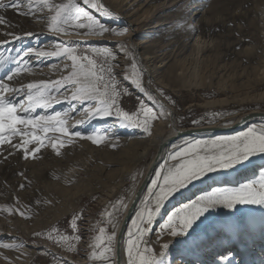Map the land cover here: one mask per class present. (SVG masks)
<instances>
[{
  "label": "rangeland",
  "instance_id": "rangeland-1",
  "mask_svg": "<svg viewBox=\"0 0 264 264\" xmlns=\"http://www.w3.org/2000/svg\"><path fill=\"white\" fill-rule=\"evenodd\" d=\"M150 1L92 0L103 6L107 5L124 17L113 18L102 15L84 4L83 0H76L109 29L117 27V30H120L127 27V32L124 35H117L112 31L101 35H85V29L77 30L73 26H66L65 32L53 34L61 42H70L73 46L79 44L78 52L91 54L92 47L106 46L119 56H115L111 63L115 80L118 81L117 87L127 89L119 99L124 110L135 111L140 103L154 108L146 98V94L152 93L148 87L150 84L174 109L176 123L182 129L227 125L251 111L264 112V0ZM0 2L9 4L10 0ZM35 2L36 0H33L34 10L37 11ZM67 2L68 0H50L53 4ZM161 5L170 7L162 17L168 15L171 24L168 25L167 33L151 35L148 38L151 40V48L140 51L152 58L151 65L155 66L153 71H156L155 74L149 75L143 70L142 84L145 91L140 92L130 78L131 65L137 60L126 44L130 36L129 25L136 23L143 12L151 15L157 6ZM44 10L50 16L54 14L48 9ZM27 11V0L19 9H0V18H3V22H0V60L3 61L0 64V76H4L9 68L14 67L13 60L20 58L21 53H18L17 49L35 45L36 48L42 47L52 38L47 36L40 42L22 43L17 46L10 43L23 29L34 30L36 23L49 21V17L23 15ZM132 11H136V14H131ZM63 37L93 38L96 42L67 39L62 41ZM198 37L200 42L196 46L195 40ZM118 45L124 47L120 48ZM151 52L155 54L150 55ZM9 57L12 60H7ZM123 58L124 64L121 63ZM70 63L60 58L50 61L46 65L50 67L52 74H43L45 77L39 74L34 83L61 79L71 71L70 67L64 66ZM46 65H41L40 69ZM23 70L24 66L21 64L20 72ZM54 77L56 78L52 79ZM60 99L63 101L62 97ZM83 108L84 106L77 105L76 110H72L66 102H61L49 109L48 113L66 110L68 118L65 126L70 132L78 130L90 133L94 128L107 129L111 136L100 145L84 138L48 133V137L52 138L51 142H64L65 146L59 148V154L51 147V142L46 141L47 146L36 153L35 158L29 156L28 159L23 158L22 153L11 145H0V225L10 235L5 238L1 236L0 244L15 238L20 241L18 247L12 249L15 250L12 254L0 256V264H80L84 260L97 261L94 264H106L104 259H92L93 252L99 254L103 251V246L95 247L96 237L101 235V228L104 229L105 238L112 233L113 228L108 222L107 213L114 211L113 205L118 200H124L128 207L116 217V251L118 232L129 204L146 178L151 162L158 152L156 142L159 137H155L153 132L159 119L152 122L151 135L138 128L116 131L117 127L112 124L117 121L111 117L92 120L85 126L71 128L70 121L87 119ZM41 111L37 109L38 113ZM193 121L199 123L194 124ZM250 126L264 127V119L250 120L240 131H246ZM166 134L167 127L163 129L160 139ZM218 137L224 136L219 134L207 139L187 137L175 141L165 149L155 171L176 147L186 141H211ZM19 139L13 138L12 142L17 143ZM113 144L116 147H113ZM29 147L31 150L35 145ZM144 150L147 152L145 156L142 155ZM169 163L176 164L179 161ZM262 165L264 158L253 157L250 163L235 170L210 173L202 182L197 181L182 190L181 194L171 197L156 217L152 232L146 237L148 246L159 255L162 249L157 242V233L177 203L188 198L194 199L202 190L207 191L208 186L219 178L227 179L231 174L243 177L248 171L251 172ZM21 185L24 187L21 188ZM149 186L150 182L123 235L125 264L127 231L136 212L145 207L144 201ZM21 212L24 215H21ZM226 213L227 210L223 209L212 213L197 229L196 240L188 245L176 243L175 238L163 236V242L170 244L168 264H172L173 260L176 264L178 261L220 264L219 257L229 250L237 252L236 259L242 257L244 264H264V209L244 206L236 215ZM75 215H79V219L77 229L73 232L70 221ZM50 235L55 239L49 238ZM76 235L81 239L76 240ZM63 236L68 239L62 240ZM40 243L48 248L35 249L37 253L34 257L24 263V252H21L20 248ZM0 249L11 250L5 246H0Z\"/></svg>",
  "mask_w": 264,
  "mask_h": 264
},
{
  "label": "snow or ice",
  "instance_id": "snow-or-ice-1",
  "mask_svg": "<svg viewBox=\"0 0 264 264\" xmlns=\"http://www.w3.org/2000/svg\"><path fill=\"white\" fill-rule=\"evenodd\" d=\"M83 2L102 15L115 18V14L101 3L92 0H83ZM23 3L25 0H10L9 4L0 2V9L7 7L19 9ZM27 6L29 11L24 12L23 15H34L33 0H27ZM35 8L41 12L44 9L54 12L49 18L48 28L55 34L65 32L66 26H73L77 30L85 29V35H101L108 31L124 35L127 32V27L120 30L109 29L90 11L81 7L76 0L58 4L50 3V0H36ZM0 22H3V18H0ZM26 36L39 41L38 34L27 33ZM21 39L23 37H15V42ZM53 43L58 50L44 51L43 48L34 47L17 49L18 53H21L20 58L13 60L14 67L9 68L4 76H0V145L9 144L13 149L20 151L23 158L28 159L29 156L35 158V154L47 146L46 141L51 142L52 138L48 137V133H57L62 137L84 138L97 145L110 138L111 134L107 129L94 128L90 133H82L78 130L70 132L65 126L68 117L66 110L48 113L49 109L61 102H66L72 110H76L77 105L84 106L83 111L87 113V119L79 121L81 125L90 123L94 119L111 117L122 127L138 128L148 135H151L153 121L169 115L163 104H160L158 109H154L140 103L132 112L120 106L121 94L127 92V89L117 87L118 81L115 80L111 63L115 60L116 54L109 47L94 46L91 48V54H86L83 51L78 52L79 44L73 46L70 42H61L59 39H54ZM118 47L123 48L124 45ZM33 54L41 59L56 57L70 61V65L64 66L70 67L71 71L59 80L30 82L20 88L12 87L6 81H11L21 71V64L31 67L30 59L25 57L30 58ZM2 63L3 61L0 60V64ZM143 75V69L134 60L130 78L140 92L145 91L142 84ZM148 98L155 103V97L151 94ZM38 108L42 110L39 113ZM17 137L20 138L19 142L13 143V138ZM30 145L35 147L30 150ZM64 146L62 140L51 142V147L57 150V154L59 148ZM112 146L116 147L115 144ZM253 157L264 158V127L250 126L246 131L234 136L219 137L211 141L189 140L176 147L155 171L147 189L145 207L139 209L131 220L125 247L126 264H168L170 244L163 242V236L175 238L176 243L188 245L189 242L196 240V232L200 225L218 210H227V215H236L244 206L264 209V166H261L257 178L235 186L225 183L224 186L204 192L171 211L160 225V232L157 233V242L162 249L159 255L148 246L146 240L152 232L156 217L160 215L161 209L171 197L181 194L182 190L197 181L202 182L210 173L235 170L250 163ZM170 161H179V163L171 164ZM23 187L21 185V188ZM127 207L126 201L118 200L113 205L114 211L107 213L113 231L105 238L104 229H100L101 235L96 237L95 247L103 246V251L99 254L93 252L92 259H104L106 264H119L114 244L116 217ZM20 214L24 215L23 212ZM78 219L79 215H75L70 221L73 232L77 229ZM49 238L55 239L51 235ZM74 238L81 239L78 235ZM61 239L67 240L68 237L63 236ZM5 247L12 246L5 245ZM237 255L238 253L232 250L225 252L219 257L220 264H244L242 257L236 259ZM172 264H176V261L173 260ZM181 264H192V262L181 261Z\"/></svg>",
  "mask_w": 264,
  "mask_h": 264
},
{
  "label": "bare ground",
  "instance_id": "bare-ground-1",
  "mask_svg": "<svg viewBox=\"0 0 264 264\" xmlns=\"http://www.w3.org/2000/svg\"><path fill=\"white\" fill-rule=\"evenodd\" d=\"M98 1L100 2L102 0H98ZM135 1L139 2V0H135ZM104 6L107 7L109 9V11L113 12L115 14L116 18H118V17L124 18L116 10L113 11L112 8H109L105 4H104ZM169 9H170V7H168L166 5L157 6V8L153 12V14L147 15L149 13H147L145 11V12H143L142 15L139 16V18L136 20V23H134V24L130 23V25H129L130 36H129V39L126 42V44H127L128 48L131 49V52L133 53V56L135 57V59L139 63V66L143 70H145L146 74H149V75L155 74L156 71H153L155 69V66L151 65L152 64V62H151L152 58L151 59L148 58L145 55L146 54L145 52L141 53L140 51L142 49L151 48V44H150L151 40H148V38L151 35H158V34L162 35L164 33H167L168 25L171 24V19L168 18V15H166L167 17H162V16ZM131 14H136V11H132ZM36 16H38V18H41V17H49L50 18V15L48 14V12L46 10H43V12H41L38 9L37 11H35V17ZM48 24H49V21H44V22H40L38 24L36 23V27L34 28V30L27 29L28 31H26V28H25V30L23 29V31L21 33L15 35V37H23V39H21L19 42H15V39H11V40L8 39V40H10V43H13L14 45L17 46V45H20L22 43L29 44V43L34 42V41L35 42H40L43 37L51 36L52 38L49 39L46 42L47 44L44 43V45L42 47L38 46L37 49L43 48L44 51H56L58 49L56 48L55 44L52 41V40L56 39L55 38L56 36L53 33L48 32V31H50L49 28H48ZM116 29H117V27H116ZM27 33L38 34L39 35V41H37L35 39L27 38V36H26ZM66 39L67 40H71V41H76V42H80V41L96 42L95 41L96 39H93V38H87V39L86 38H83V39L81 38V39H79V38H76V37H70V38H64L63 37L62 41L66 40ZM114 41H117V40H114ZM199 42H200V38L198 37L195 40V45L196 46L199 45ZM51 45H53V46L49 47ZM35 46H31V47L36 48ZM153 53L154 52H151L150 55L153 54ZM116 57L118 58L119 56H116ZM25 59H30L31 67H25L23 65L24 66V70L22 72L17 73L13 77V80H11V82L9 84L10 85L12 84L11 86L14 87V88H20L21 86H26L30 82H35V78H39V77H37V75H39V74H41L42 76L51 75L52 72L49 71L50 67H48L46 64L49 63L52 60H56L57 58L53 57V58H48V59H41V58H37L33 54V55H31L30 58L25 57ZM7 60H12V58L9 57V58H7ZM124 62H125V58L122 59L121 63L124 64ZM43 64H45L46 66H44V67H42V69H40L41 65H43ZM120 71H123V70L120 69ZM55 78L56 77H54L52 79H55ZM14 82H16V83H14ZM148 87H149L150 92H152L151 96L154 95L153 97H155V103L152 100H149V98H148L149 94H146L147 101L152 103L154 105L155 109H158L160 104H163L165 109L167 110V113H169V115L161 116L159 118L157 124H156V127L154 128L153 135L155 137H159V140L156 142L157 143L158 152H157L154 160L151 162V165H150V168H149V171H148L147 174L151 173V170H152L154 164H156V165L159 164V162L163 158L166 146L169 144V142L172 139H175L177 137V135H179V133L182 134V133H185V132H188V131H195V132H200V133L211 134L214 131L222 130V129H225V130L227 129V130L231 131V130H235L236 128H238L239 130H242L244 128V126L246 125L245 122H247L248 118L253 117V116H259V115L264 116V112L251 111L250 113H246V114L242 115L241 117H239L238 119H236L235 121H232V123L227 124V125H208V126L195 127V128H190V129H182L176 123V120H175V115L176 114H175L174 109H172L168 105V103L163 99V97L161 96V94L159 92H156L153 89L152 85L149 84ZM11 94L12 93H9V95H11ZM97 120H100V119H94V121H97ZM79 121H81V120L70 121L69 124L71 125V128L72 127H75V128L79 127V125H81V124H79ZM87 124L88 123L83 124L81 126H85ZM112 125L117 127L116 131H121L122 132V129L123 130L127 129L125 127H122L117 122L113 123ZM166 127H167V134L160 139L161 135L163 134V129L166 128ZM237 134H234V135H237ZM204 135H206V134H204ZM234 135H227L225 137L234 136ZM146 153H147L146 150H144L142 152V155L145 156ZM156 165H155V167H156ZM262 166H264V165H262ZM260 167L256 168L255 170H252L251 172L248 171L247 172L248 174H246L243 177H238V175L231 174V175H229V177L227 179L219 178L215 182L211 183V185L208 186L209 189L207 191H210L211 189H213L215 187L224 186L225 183H227L230 186H235L238 183L245 182L247 180H251V177H253L252 179L257 178V172H258V169ZM146 177H147V175H146ZM144 182H145V179L143 180L142 184L140 185V187H139L137 193L135 194V196L133 195V199H132V201L129 204L130 207L128 208V211L125 214V217H124L123 222L121 224L120 230L118 232V236H119V233L121 232V229L123 227V223L125 222L127 216L130 215L131 213L134 214V212H135V208H136L138 202L140 201V199L142 197V194L139 197V190L142 187ZM207 191H203L202 190L201 192H199V194H197L196 197H198L199 195H201V194H203L204 192H207ZM196 197H194V199ZM190 199L191 198H188L186 200L180 201L179 203H177L175 205L173 210H175L176 208L182 206V204L184 202H187ZM225 230H227V229H225ZM1 236L5 238V237H9L10 235L0 225V237ZM15 239L9 240V241H7L4 244H0L1 247L5 246V245L13 246V247H10L11 248L10 251H6L4 249L3 250L0 249V256L7 255V254L10 255V254H12L15 251V250H12V249H14V247H17L19 245V243H20V241L15 240ZM117 239H118V237H117ZM232 242H233V240H232ZM122 247H123V241L121 243V248H119V249H117V243H116V254H117L116 259L118 260L119 264H125V259L123 257ZM40 248H48V247L45 244H41V243L38 244V245H34V244L24 245V247H21L20 251L24 252V259H23L24 263L29 262L34 257V255L37 253V251L35 249H40ZM91 263L94 264V263H97V261L84 260L80 264H91ZM177 264H181V262L178 261Z\"/></svg>",
  "mask_w": 264,
  "mask_h": 264
},
{
  "label": "water",
  "instance_id": "water-1",
  "mask_svg": "<svg viewBox=\"0 0 264 264\" xmlns=\"http://www.w3.org/2000/svg\"><path fill=\"white\" fill-rule=\"evenodd\" d=\"M254 119H264V116L259 115V116L250 117V118L247 119V122L250 121V120H254ZM247 122H245V124ZM240 132L241 131L238 128H236L235 130H231V131H229L227 129L226 130L225 129L217 130V131H214L211 134L200 133V132H195V131H188V132H185V133H182V134L179 133V135H177V137L175 139H172L169 142V144L166 146V148L169 145H171L172 143H174L175 141L181 140V139L187 138V137H196V138H206L207 139V138H211L213 136H218L219 134H221V136H224L225 137L227 135H234V134H237V133H240ZM201 134H206V135H202L201 136ZM155 165L156 164H154V166H153V168L151 170V173L147 174V177L145 178V182H144L145 184L143 183L142 187L139 190V197L141 196V194H143L145 188L148 186L150 180L152 179L153 174H154V171H155V169H156V167H157L158 164L156 165V167H155ZM132 216H133V213H131L130 215H128L127 218H126V220H125V222L123 223V227H122L121 232L119 233V236H118V239H117V249L121 248V243H122V240H123V235H124L125 229H126V227H127V225H128V223H129V221H130V219H131Z\"/></svg>",
  "mask_w": 264,
  "mask_h": 264
}]
</instances>
